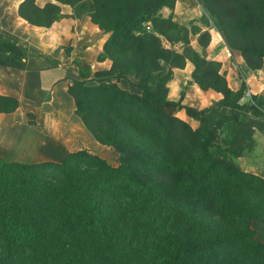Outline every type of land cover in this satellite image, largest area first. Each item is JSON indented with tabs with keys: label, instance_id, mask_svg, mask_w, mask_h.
<instances>
[{
	"label": "trees",
	"instance_id": "1",
	"mask_svg": "<svg viewBox=\"0 0 264 264\" xmlns=\"http://www.w3.org/2000/svg\"><path fill=\"white\" fill-rule=\"evenodd\" d=\"M175 2L21 1L19 16L44 27L46 40L62 17L60 4L69 5L74 18L89 17L106 36L98 60L110 59V69L97 71L93 84L81 69L82 79L72 80L67 93L74 113L118 154V164L87 148L60 162L0 156V264H264V240L254 230L206 220L236 188L264 189V179L233 160L253 148L261 103L253 94L252 103H241L245 81L233 89L222 61L190 46L189 34L198 28L160 15ZM202 2L230 48L240 50L250 69L260 68L264 0ZM162 37L182 50L164 47ZM187 61L193 65L189 83L220 93L217 101L196 108L183 103V90L177 101L168 100L173 71ZM25 65L21 48L1 38L0 66ZM168 103L198 126L169 114ZM18 106L16 97L0 94V113ZM258 208L251 204L252 215L261 216Z\"/></svg>",
	"mask_w": 264,
	"mask_h": 264
},
{
	"label": "crops",
	"instance_id": "2",
	"mask_svg": "<svg viewBox=\"0 0 264 264\" xmlns=\"http://www.w3.org/2000/svg\"><path fill=\"white\" fill-rule=\"evenodd\" d=\"M21 1L0 0V39L15 42L26 60L23 70L0 66V94L14 96L19 101V106L14 111L0 113V156L5 158L3 156L10 153L15 156L12 152L25 141L23 133L28 132L30 135L32 132L37 133L40 139L37 148L43 149L47 141L70 139L82 148L101 153L105 146L92 136L74 113V101L67 93V88L72 80L82 79L81 69L89 84L95 83L97 71L110 69V59L98 60L106 36L89 17L74 18L71 16V7L60 4L62 17L46 40L44 27L32 25L19 16L18 6ZM47 2L55 0H35L38 6ZM233 62L240 69L250 93L264 98V83L256 71L237 56ZM185 65L188 74L180 68L173 71V77L168 83V100L177 101L183 90V103L197 108L200 105L193 102L189 94L200 88L195 83H189L192 63L187 61ZM225 69L227 66L222 68ZM119 85L136 91L124 81H120ZM238 87L237 83L232 84L233 89ZM214 97H217L216 94ZM26 111H30L34 117L36 115L33 124L28 122ZM59 133L61 136H56ZM255 146L252 157L258 159L259 153L264 149V142L257 141Z\"/></svg>",
	"mask_w": 264,
	"mask_h": 264
},
{
	"label": "rangeland",
	"instance_id": "3",
	"mask_svg": "<svg viewBox=\"0 0 264 264\" xmlns=\"http://www.w3.org/2000/svg\"><path fill=\"white\" fill-rule=\"evenodd\" d=\"M162 17L171 16L174 21L186 26L187 28H198V33L189 34L190 46L194 48L199 53H202L203 50L209 52L210 58H217L222 61L224 64L221 67V71L224 75L227 85L232 87L233 83H237V86L240 85L242 79L240 75V69L233 62L234 57L237 56L244 63V57L241 55L240 50L232 49L228 45L226 39L224 38L222 32L216 28L212 16H210L207 8L205 7L202 0H176L174 8L164 7L160 11ZM205 33H208L209 36L206 37ZM237 44H240V41H236ZM162 45L166 48L173 50L181 51V43H170L162 37ZM259 63V62H257ZM229 64V65H228ZM246 64V63H245ZM227 69L222 70V68ZM188 74L186 65L180 68ZM257 76L264 83V63L260 62V68L256 69ZM246 83V82H245ZM189 84V83H188ZM247 85V83H246ZM236 89V88H234ZM205 90L196 89L191 91L189 96L193 102H198L197 108H202L212 104L217 101L221 94L215 90L208 89L207 93H204ZM247 91L249 87L247 86ZM216 94V98L214 97ZM250 96H247L245 92V97L240 100L241 103L251 102L252 99L251 93ZM255 98L258 102L261 103V109L264 112V98L257 96ZM166 110L169 114L177 116L178 118L187 121L193 128L198 126V122L188 119L183 112L177 110L176 106L169 103L166 106ZM26 111L28 115L27 120L30 124H33L36 120V115ZM261 125L254 129L253 140L254 145L250 151L244 152L241 156L234 158V162L240 167L241 170L257 176L260 179H264V149L259 153L258 159L252 157V153L255 151V142L257 141L264 142V116L258 119ZM23 131V130H22ZM22 135V134H21ZM25 141L22 144H19V148L14 150L12 153L15 156L10 155L3 156L6 161H20V162H48V161H57L60 162L61 158L73 151H77L82 147L78 146L75 141L66 139V140H53L47 141L43 146L44 148H37L36 145L40 139H38L37 133H23ZM26 135V136H25ZM56 136H61L60 133ZM75 142V143H74ZM104 151L97 153L104 157L110 164H118V154L108 146L104 147ZM94 152V151H91ZM96 153V152H94ZM36 155V156H35ZM49 174L57 175L55 171L47 170ZM224 202L216 204L217 211L215 213L207 214L206 220L212 226H246L256 232V238L259 240H264V189H260L257 185L253 187H241L236 188L235 191L228 195ZM251 204L258 206V210L261 213L259 215H252ZM0 261L3 262V257L0 255Z\"/></svg>",
	"mask_w": 264,
	"mask_h": 264
},
{
	"label": "built area",
	"instance_id": "4",
	"mask_svg": "<svg viewBox=\"0 0 264 264\" xmlns=\"http://www.w3.org/2000/svg\"><path fill=\"white\" fill-rule=\"evenodd\" d=\"M149 27V26H148ZM249 94H250V91H247V96H249Z\"/></svg>",
	"mask_w": 264,
	"mask_h": 264
}]
</instances>
